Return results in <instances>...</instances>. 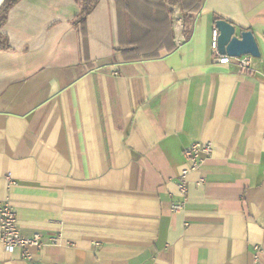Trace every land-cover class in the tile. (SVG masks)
Here are the masks:
<instances>
[{
	"label": "crops",
	"instance_id": "1",
	"mask_svg": "<svg viewBox=\"0 0 264 264\" xmlns=\"http://www.w3.org/2000/svg\"><path fill=\"white\" fill-rule=\"evenodd\" d=\"M79 14L20 0L3 27L0 201L47 243L30 260L0 243V264H264V0H205L190 38L149 57L124 0ZM218 18L253 31L249 71L214 58ZM193 143L212 153L183 196Z\"/></svg>",
	"mask_w": 264,
	"mask_h": 264
},
{
	"label": "trees",
	"instance_id": "2",
	"mask_svg": "<svg viewBox=\"0 0 264 264\" xmlns=\"http://www.w3.org/2000/svg\"><path fill=\"white\" fill-rule=\"evenodd\" d=\"M20 0H4L0 6V51L9 47L8 36L3 32V27L7 22L11 8ZM80 7V14L76 24L85 26L87 18L96 8L100 0H74ZM205 0H124V8L145 30L140 45L135 49L146 46L156 45L158 51H138L141 56H158L162 48H169L174 51L178 45L174 42L172 29V10L170 5L178 3L184 11V41L188 40L193 31L195 17L203 9ZM220 19V18H218ZM240 32L249 29H239ZM153 39V40H152ZM134 48V47H133ZM132 49V50H135Z\"/></svg>",
	"mask_w": 264,
	"mask_h": 264
},
{
	"label": "built area",
	"instance_id": "3",
	"mask_svg": "<svg viewBox=\"0 0 264 264\" xmlns=\"http://www.w3.org/2000/svg\"><path fill=\"white\" fill-rule=\"evenodd\" d=\"M177 25L174 26V40L175 43L181 44L184 42V18L180 13V17H176ZM219 31L216 27L213 29L211 48L214 58L221 64H233L240 71H249L254 67L255 57L251 54H245L240 57H233L229 55H222L218 49ZM204 151L207 154L212 153L210 144L193 143L184 150V164L182 165L179 175L178 187L180 193L186 196L188 193V175L193 171H198L202 165L200 153ZM204 182L201 178L199 183ZM183 206L181 204H174L173 210L178 211ZM52 243H58L57 237L51 238ZM0 243L4 245L7 251H13L19 248L22 251L24 258L30 260L33 257V250L42 249L46 245V240L43 235L36 232L32 235H25L22 233L16 212L12 204L7 201H0ZM259 250V247H256Z\"/></svg>",
	"mask_w": 264,
	"mask_h": 264
},
{
	"label": "water",
	"instance_id": "4",
	"mask_svg": "<svg viewBox=\"0 0 264 264\" xmlns=\"http://www.w3.org/2000/svg\"><path fill=\"white\" fill-rule=\"evenodd\" d=\"M215 27L219 31L218 49L220 54L233 57L251 54L254 57H260V49L253 31L237 33L236 26L225 19H217Z\"/></svg>",
	"mask_w": 264,
	"mask_h": 264
},
{
	"label": "rangeland",
	"instance_id": "5",
	"mask_svg": "<svg viewBox=\"0 0 264 264\" xmlns=\"http://www.w3.org/2000/svg\"><path fill=\"white\" fill-rule=\"evenodd\" d=\"M170 9L172 10V29H173V34L174 33V26L177 25V19L176 17H180V13L183 14V18H184V11L183 8L181 7V5H179L178 3H174L170 5ZM184 20V24H185V19ZM176 24V25H175Z\"/></svg>",
	"mask_w": 264,
	"mask_h": 264
},
{
	"label": "bare ground",
	"instance_id": "6",
	"mask_svg": "<svg viewBox=\"0 0 264 264\" xmlns=\"http://www.w3.org/2000/svg\"><path fill=\"white\" fill-rule=\"evenodd\" d=\"M3 0H0V4L2 3Z\"/></svg>",
	"mask_w": 264,
	"mask_h": 264
}]
</instances>
